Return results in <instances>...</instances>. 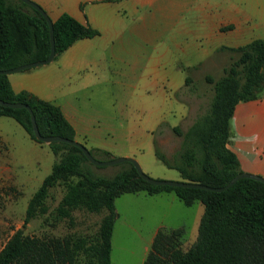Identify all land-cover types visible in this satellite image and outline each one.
I'll return each mask as SVG.
<instances>
[{"label":"trees","instance_id":"obj_1","mask_svg":"<svg viewBox=\"0 0 264 264\" xmlns=\"http://www.w3.org/2000/svg\"><path fill=\"white\" fill-rule=\"evenodd\" d=\"M52 34L58 55L74 41L91 38L97 31L62 12L52 20ZM227 49L238 56L218 77L205 75L211 90L206 110L185 130L172 127L180 136L178 150L169 159L154 147L157 159L175 169L183 181L220 187L241 172L235 154L226 147L227 125L236 103L264 93V39ZM48 51V28L42 16L19 0H0V70L42 60ZM190 81L185 76L184 85L191 92L194 86H188ZM0 100L27 104L40 135L75 140L72 126L56 105L27 91L14 93L6 74H0ZM0 116L12 118L31 140L42 143L33 137L27 110L0 105ZM47 145L55 159L28 199L23 225L35 214L46 212L48 188L57 183H62L64 193L52 210L54 220H71L74 210L103 214L92 235L39 237L17 229L0 248V264H109L110 237L117 217L114 199L137 191H172L185 205L196 200L203 206L196 238L187 248L180 247L182 228L159 229L142 264H264L263 182L243 177L220 192L152 185L142 180L129 162L120 163L112 175L101 176L77 147L57 141ZM88 151L98 160L110 157L103 149Z\"/></svg>","mask_w":264,"mask_h":264},{"label":"rangeland","instance_id":"obj_2","mask_svg":"<svg viewBox=\"0 0 264 264\" xmlns=\"http://www.w3.org/2000/svg\"><path fill=\"white\" fill-rule=\"evenodd\" d=\"M194 18L193 10L188 9L179 20L169 25L157 24L151 27L154 36L149 38V68L139 61L136 68L129 67L132 71L127 76H122V80L127 82L121 85L107 82L105 87L89 90L88 99H85L87 104L84 110L98 116L101 127L120 125L123 127L122 131L115 132L127 135L115 136L113 132L105 130L107 138L116 145L114 149L107 151L109 159L123 157L121 152L133 150V156L130 157L137 161L144 174L154 179L182 180L175 169L167 168L154 157L152 151L146 147L149 141L152 142L153 139L154 147L170 159L178 150L180 142V136L172 127L185 130L207 108L211 90L210 84L204 79L205 75L218 77L222 73V67L238 56V53L232 51L223 55L212 51L209 56H197L194 51H189V55L182 56L179 52L180 46L193 43ZM179 65L181 71L173 69ZM113 68L117 66L111 65L108 69ZM122 70H127V67L122 66ZM106 75L114 78L108 72ZM185 76L191 79L188 86H194L191 92L184 85ZM174 81L180 83L179 88H173ZM78 97L81 100L82 95ZM182 108L187 109V112L180 118L179 111ZM145 112L149 114L146 115ZM141 113L143 114L139 116ZM135 115L138 118L133 117ZM132 123L138 127L132 130L125 128ZM84 147L90 149L87 145ZM54 159L47 144L31 140L16 121L0 116V248L17 229H21L24 234L39 237H57L67 233L92 235L96 231L103 212L74 210L71 220H54L51 217L53 208L64 193L62 183L48 188L44 200L46 212L35 214L23 225L28 199L42 178L49 173ZM120 163L92 167V170L98 175L110 176L119 170ZM159 192L145 198L141 197L146 194L143 192L123 193L116 197L113 204L120 212L122 220L118 224H123L124 218L131 226L150 230L156 225L177 227L184 223L187 232L191 221L188 207L177 199L169 203L164 195L166 193ZM139 214H144L145 218ZM118 226L116 239L126 246L113 247V264L114 261L119 264L120 259L136 262L140 249L133 248L136 244L132 238L133 232L124 233ZM187 236L188 232V240ZM180 247L185 249L183 241L180 242ZM126 262L120 263L128 264Z\"/></svg>","mask_w":264,"mask_h":264},{"label":"crops","instance_id":"obj_3","mask_svg":"<svg viewBox=\"0 0 264 264\" xmlns=\"http://www.w3.org/2000/svg\"><path fill=\"white\" fill-rule=\"evenodd\" d=\"M32 1L44 10L51 20L66 12L78 22L88 24L97 31V34L91 38L74 41L45 65L8 74L11 90L14 93L27 91L56 105L72 126L76 141L89 148L106 151L114 149L116 145L107 138L105 130L113 132L115 136L127 135L115 132L122 131L123 127L120 125L101 127L100 118L84 110L87 104L85 99H88L89 90L105 87L107 82L119 85L127 82L122 80V76L124 74L127 76L128 72L136 68L139 61L149 68V38L154 36L151 27L157 24L169 25L179 20L184 11L193 10L195 17L192 30L193 43L180 46L179 52L182 56L189 55L187 54L189 51H194L197 56H209V52L212 51L223 55L229 51L227 48L242 46L253 39H264V0ZM111 65L117 68L109 70ZM124 65L127 67L125 71L122 70ZM130 66L132 69H129ZM173 69L181 71L180 65ZM107 72L114 78L108 77ZM179 87L180 83L175 82L173 88ZM79 95H82L81 100ZM186 112L187 109L182 108L179 111L180 118ZM133 117L138 118L137 115ZM135 127L138 126L132 123L125 128L132 130ZM146 147L157 159L153 139ZM226 147L235 154L241 171L264 178V93L255 99L235 104L228 120ZM121 153L123 157L133 156V150H125ZM157 160L161 163L159 159ZM159 193H166L164 195L169 203L178 200L183 204L172 191ZM149 195L152 194L146 193L141 197L145 198ZM185 206L188 207L187 211L191 215L190 227L187 231L188 240L184 223L177 227L156 225L150 230H140L131 226L128 221L125 222L123 218V224L120 225L118 224L122 221L120 212L114 204L117 217L113 222L110 237L109 264H113V247L126 246L121 240L116 239L118 225L124 233L133 232L132 238L136 242L133 248L140 249L136 255V262L120 259L119 264L121 261L128 264H142L153 237L161 228L166 231L182 228L180 242L183 241L184 247L187 248L196 238L203 206L196 200ZM139 216L145 218L144 214ZM114 264H117L116 261Z\"/></svg>","mask_w":264,"mask_h":264},{"label":"water","instance_id":"obj_4","mask_svg":"<svg viewBox=\"0 0 264 264\" xmlns=\"http://www.w3.org/2000/svg\"><path fill=\"white\" fill-rule=\"evenodd\" d=\"M19 1L23 2L24 4L30 6L34 10H36L42 16V18L45 20V22L47 24V28H48L49 51H48L47 56L42 60H36L33 62L21 64V65L12 67V68L0 70V74L8 75V74L18 72L21 70L37 67L40 65H45V64L51 62L53 60V58L56 56V54L54 52V45H53L52 20L47 16L45 11L37 3H35L31 0H19ZM0 105L4 106V107L23 108V109L27 110V112L29 114V120H30L32 134H33V137L36 141H40V142L45 143V144L52 142V141H57V142H62V143H66V144L75 146L81 151V153L83 154L85 159L90 164L95 165V166H104V165H111V164H116V163H120V162H129L134 167L137 175L142 180H144L145 182L152 184V185H167V186H172V187L198 188V189H204V190H209V191H213V192H220V191H223L226 188L230 187L237 179L243 178V177L251 178V179L258 180V181H261L264 183L263 177L256 175V174L243 172V171L235 174L225 185L220 186V187H210V186L203 185L200 183L183 181V180L174 181V180L154 179V178H151V177L147 176L146 174H144L141 171V168H140L139 164L137 163V161L131 157H117V158H110V159H105V160H98V159L92 157L90 152L88 151V149H86L83 146V144L79 143L76 140H70V139H67V138H64L61 136H57V135H50V136L40 135L38 132L37 126L35 124L34 116L31 112V109L25 103L7 102V101L0 100Z\"/></svg>","mask_w":264,"mask_h":264}]
</instances>
